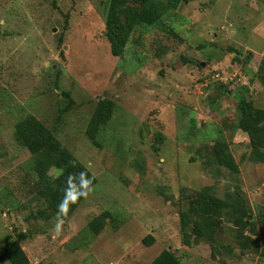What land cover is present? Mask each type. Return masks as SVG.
I'll return each instance as SVG.
<instances>
[{
	"label": "rangeland",
	"instance_id": "rangeland-1",
	"mask_svg": "<svg viewBox=\"0 0 264 264\" xmlns=\"http://www.w3.org/2000/svg\"><path fill=\"white\" fill-rule=\"evenodd\" d=\"M157 2L161 23L138 24L115 56L111 0H0V249L24 232L30 264H150L165 249L180 264H264V140L240 124L241 99L264 114V0ZM103 100L116 107L95 142ZM28 114L97 177L59 234L16 138Z\"/></svg>",
	"mask_w": 264,
	"mask_h": 264
},
{
	"label": "trees",
	"instance_id": "trees-1",
	"mask_svg": "<svg viewBox=\"0 0 264 264\" xmlns=\"http://www.w3.org/2000/svg\"><path fill=\"white\" fill-rule=\"evenodd\" d=\"M129 1L111 0L110 3L106 35L111 44V52L115 56L123 54L128 39L138 24L158 25L161 23V17L164 13L160 10L157 0H135L139 2L138 7H126ZM236 59L240 60V57H236ZM114 107H116V103L112 100H103L97 106L87 128L88 135L95 142L98 141L97 134L101 131L102 125L110 119ZM240 107L243 111L240 121L241 128L251 133L253 129H259L262 134L261 138L264 140V124H262L264 114L262 117L257 115L255 108L246 99H241ZM261 113H264V110ZM15 134L17 140L31 152L34 170L39 175L37 181L38 191L46 198L48 206L55 216H57L61 202L66 203L68 205V215L67 217H61V219L68 220L85 198L81 194L83 189L80 173H86L85 179L91 180L90 189L97 183V177L86 165L78 161L59 142L52 130L35 115L28 114L22 118L17 124ZM220 162L232 171L238 170L237 164L230 158L220 159ZM52 167L60 169L56 177L49 174ZM197 202L196 197L194 198V204ZM210 209L207 210L209 214L211 213ZM189 219V213L183 212L182 228L184 230L189 224ZM97 222H99L98 219H95L89 224L90 230L96 234L103 227V224ZM196 231H198V228H196ZM195 235L196 238L199 237L197 233ZM27 237L24 232L17 233L16 237L14 235L8 236L6 246L0 249V264L6 261H11L13 264H30V260L20 243ZM144 240L150 245L154 242V237L148 235ZM150 264H180V259L175 252L165 249Z\"/></svg>",
	"mask_w": 264,
	"mask_h": 264
},
{
	"label": "clouds",
	"instance_id": "clouds-1",
	"mask_svg": "<svg viewBox=\"0 0 264 264\" xmlns=\"http://www.w3.org/2000/svg\"><path fill=\"white\" fill-rule=\"evenodd\" d=\"M86 173H80V177H81V186H82V195L87 196L88 192L91 190L89 188V185L91 184V180L89 179H85ZM71 180V177L69 178ZM68 215V205L64 202H61V204L59 205L58 208V213H57V223L55 225V229L57 234H59L63 224H64V220L61 219V217H67Z\"/></svg>",
	"mask_w": 264,
	"mask_h": 264
}]
</instances>
